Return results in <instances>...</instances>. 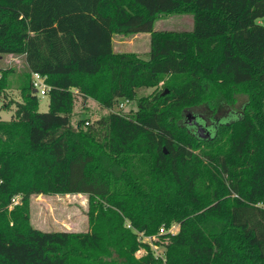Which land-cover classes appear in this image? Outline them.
<instances>
[{
	"label": "trees",
	"instance_id": "1",
	"mask_svg": "<svg viewBox=\"0 0 264 264\" xmlns=\"http://www.w3.org/2000/svg\"><path fill=\"white\" fill-rule=\"evenodd\" d=\"M169 12H190L192 27L155 29ZM142 31L146 56L114 50V33ZM0 53L28 67L0 118V264H167L139 233L172 223L187 238L183 264H264V0H0ZM7 84L0 70V96ZM75 92L136 107L73 125ZM238 93L242 112L208 137L186 121ZM73 192L88 194L87 230L32 225V193Z\"/></svg>",
	"mask_w": 264,
	"mask_h": 264
},
{
	"label": "rangeland",
	"instance_id": "2",
	"mask_svg": "<svg viewBox=\"0 0 264 264\" xmlns=\"http://www.w3.org/2000/svg\"><path fill=\"white\" fill-rule=\"evenodd\" d=\"M262 20V19H259ZM193 25V16L190 12H169L160 13L154 21L155 29H190ZM113 48L115 51H134L146 56L149 50V32L142 31L133 34L114 33ZM8 71L7 94L8 97L0 96V118H9L13 111V105L6 106L9 98L21 99L20 86L24 75L28 72L25 55L22 53H0V70ZM160 83L157 89L163 88ZM154 87L143 90L140 94H148L153 91ZM77 91L76 88H73ZM35 93L39 98L38 109L45 111L48 108V95ZM75 108L72 117V124L78 118L94 121L100 116L106 114L108 110H119L117 104L111 108H103L98 101L88 97L87 102L81 100L80 93L75 92ZM246 95L244 93L236 94L234 103L227 102L223 99L216 101V107L213 111L206 104H200L188 109L189 112H199L205 123L210 129L214 130V125L218 122L226 121L241 113L245 104ZM136 98L126 103L121 111L135 109ZM85 125H87L85 123ZM193 128V127H192ZM211 130V131H212ZM22 203L20 195H16L15 201L9 205V208ZM89 210L90 203L87 193H32L27 201V211L29 219L33 226L43 230L68 229L72 231H84L89 228ZM128 227H131L127 223ZM162 227V226H161ZM178 223H172L170 226H163V230L152 235L139 236L147 241L155 253L167 264H183L188 258L187 238L178 235ZM170 233V234H165ZM145 250L138 249L135 254L141 255Z\"/></svg>",
	"mask_w": 264,
	"mask_h": 264
},
{
	"label": "built area",
	"instance_id": "3",
	"mask_svg": "<svg viewBox=\"0 0 264 264\" xmlns=\"http://www.w3.org/2000/svg\"><path fill=\"white\" fill-rule=\"evenodd\" d=\"M32 85H33V88L36 89V92H39L41 94H45L46 90H47V87H48V84H47V82L45 80V75H43V74H41L40 72H37V71L32 72ZM129 101H131V100L125 97V98L120 99L116 104H117L118 108L121 109ZM88 122H89V120H85L86 124ZM15 197L12 198V201H15ZM160 230H163V227H160Z\"/></svg>",
	"mask_w": 264,
	"mask_h": 264
},
{
	"label": "water",
	"instance_id": "4",
	"mask_svg": "<svg viewBox=\"0 0 264 264\" xmlns=\"http://www.w3.org/2000/svg\"><path fill=\"white\" fill-rule=\"evenodd\" d=\"M33 91H36L35 88H33ZM187 115H188V119H187V122L190 123L192 121V116L190 117L191 115V112L187 111L186 112ZM194 123L196 124V132L198 133V135H200L201 137H208L210 135V130H206V128L204 127V125H202L201 123H198L196 118H194Z\"/></svg>",
	"mask_w": 264,
	"mask_h": 264
},
{
	"label": "flooded vegetation",
	"instance_id": "5",
	"mask_svg": "<svg viewBox=\"0 0 264 264\" xmlns=\"http://www.w3.org/2000/svg\"><path fill=\"white\" fill-rule=\"evenodd\" d=\"M192 116V121L190 122V126L191 127H193V129L196 131V129H197V127H196V124L194 123V118H196V120H197V122L198 123H201L202 125H204V127L206 128V130H212V129H210L209 128V126L205 123V121L203 120V117H198V114L197 113H195V112H191V115H190V117ZM202 118V119H201ZM187 119H188V115H187V113H186V121H187Z\"/></svg>",
	"mask_w": 264,
	"mask_h": 264
},
{
	"label": "crops",
	"instance_id": "6",
	"mask_svg": "<svg viewBox=\"0 0 264 264\" xmlns=\"http://www.w3.org/2000/svg\"><path fill=\"white\" fill-rule=\"evenodd\" d=\"M47 104H48V101H47ZM10 115H11V113H10Z\"/></svg>",
	"mask_w": 264,
	"mask_h": 264
}]
</instances>
